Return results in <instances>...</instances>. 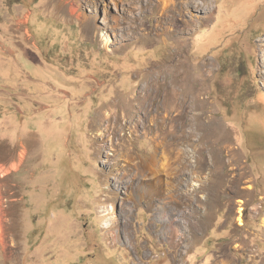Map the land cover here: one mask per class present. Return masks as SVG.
<instances>
[{
	"label": "rangeland",
	"instance_id": "374dc122",
	"mask_svg": "<svg viewBox=\"0 0 264 264\" xmlns=\"http://www.w3.org/2000/svg\"><path fill=\"white\" fill-rule=\"evenodd\" d=\"M106 1L0 0V264H264V0Z\"/></svg>",
	"mask_w": 264,
	"mask_h": 264
},
{
	"label": "bare ground",
	"instance_id": "6f19581e",
	"mask_svg": "<svg viewBox=\"0 0 264 264\" xmlns=\"http://www.w3.org/2000/svg\"><path fill=\"white\" fill-rule=\"evenodd\" d=\"M69 2H70V0H69ZM112 2H114V4H115V6L116 7H118L119 8V10L120 11H126V8L122 5V0H112ZM158 2L159 3H162L161 5H159L160 7H161V10H163L164 12H166V11H170L171 10V8L172 7H174V4L173 3H171L169 0H158ZM73 3V2H72ZM74 3L76 4V5H79L80 4V0L79 1H75L74 0ZM73 3V4H74ZM86 5L89 7V8H93V11H99V12H101V10H104V22H108V19H110V13H109V9H110V6H109V3L106 1V0H86ZM75 5V6H76ZM214 5V2H212V3H210L209 4V7L210 6H213ZM72 6V5H71ZM65 8V7H64ZM70 8V7H69ZM174 11V10H173ZM69 12H71V14L72 13H76V15H77V9L74 7V6H72V8H70V11ZM95 16V15H94ZM92 17V16H91ZM176 16L175 15H173L172 17H170L168 20H169V23H171V26L172 25H176V18H175ZM92 18H94V17H92ZM95 19V18H94ZM87 23L90 21V18L88 19V18H86V19H84ZM113 20L117 23L118 21H119V19L116 17V16H114V18H113ZM26 21V20H25ZM96 21V20H95ZM121 21V20H120ZM28 22V21H27ZM109 23V22H108ZM119 24H121V23H119ZM170 25V24H169ZM141 26L143 27V22H141ZM131 27V26H130ZM140 27H134V29L135 30H138ZM87 29V28H86ZM167 30V29H166ZM164 32V31H163ZM168 32H164L163 34H167ZM144 35V34H143ZM111 50V49H110ZM182 65V62L181 61H179V62H177L175 65H172V66H168V67H165L166 69H168V70H177V67L179 68L180 66ZM166 69L165 70H162V69H160V71L158 72V73H156V78H159L160 76H162L161 75V73H163L164 71H166ZM184 69V68H183ZM167 70V71H168ZM187 72V71H186ZM184 74V73H183ZM187 75V74H186ZM163 77V79H164V81L166 80V78L168 77V76H162ZM180 77H182V76H180ZM187 77V76H186ZM184 79V78H183ZM143 89V88H142ZM195 90V89H194ZM174 93H175V95H178L177 93H176V91H173ZM145 93H147V95H141L142 97H148L149 96V99L150 98H154L155 97V94H156V92L155 91H153V92H147V91H145ZM141 94V93H140ZM138 95V94H137ZM140 95H138V96H135V97H133V101H138L139 102V105H137V106H139L141 109H143V110H145V112H146V114L147 115H153L152 113H150V111H148V107H145V104L144 103H142V102H140L141 100H142V97H141ZM179 96V95H178ZM181 98H182V96H181ZM180 99V98H179ZM185 99V98H184ZM146 100H148V98H146ZM151 100V99H150ZM182 100H183V98H182ZM147 105V104H146ZM164 109V108H163ZM154 111V110H153ZM166 111V109L165 110H156L155 112H156V115L159 117L160 115H162L164 112ZM104 116V115H103ZM119 119V118H118ZM107 120V122H108V125L104 128V129H101V127H100V125L103 123V122H105ZM96 127L98 128V129H100V133H98L97 134V138H102L101 139V141L102 142H105L106 144H104V146H108V147H110L109 149H110V151L111 152H113V153H108V158L109 159H111V157H113V161H112V163H111V167L113 168V170H109L111 173L112 172H116V173H118L121 169H123V165L121 164V162H127V160H128V156H129V152H126V153H124V152H120V150L118 149V146L119 145H121V143H122V141H123V139L126 137V135H124V134H121V132H119V139H118V142L116 143V142H114V139H112V138H108L107 140H106V137L110 134V131H111V129H113V130H116L117 128H118V124L117 123H115V121H114V111H110L109 113H107V114H105V116H104V118H103V120L101 121V120H99V122L96 124ZM105 138V139H104ZM159 144V143H158ZM160 145V144H159ZM100 146V148H101V152H102V150H103V147L104 146H102L101 144L99 145ZM100 152V153H101ZM158 152V151H157ZM99 153V154H100ZM116 155H115V154ZM154 155V154H153ZM159 155V154H158ZM22 157H23V154H20V158H21V160H22ZM131 159V158H130ZM134 159V158H133ZM20 160V161H21ZM132 160V159H131ZM135 160V159H134ZM160 164H162V163H160ZM18 163L17 162H13L10 166H9V168L10 169H7V171H11V170H17L18 169ZM135 165V164H134ZM156 165H157V159H156V157H155V155L152 157V161H151V163H150V165H149V169H150V178H143V175H142V177L140 178V175L142 174V172L140 171V169L137 171L138 173H135V175L134 176H130L129 174H127V172H124V176L122 177V176H120V177H118V178H116V183H117V185H116V189L114 190H110V195L111 196H106V199H105V202H109V201H112V199L110 198V197H117V193H115V191L117 192V191H121V189L123 188V187H125V191H126V193H127V197L126 198H128V199H132L134 202H137L138 201V198L139 199H145V198H147V197H155V198H157V197H159V196H161L162 195V193H163V187H164V183H163V181H162V178H160V172H161V169L160 170H158L157 169V167H156ZM109 166V165H108ZM136 167V166H135ZM146 170V169H145ZM149 171V170H148ZM147 171V172H148ZM163 171V170H162ZM4 172H6L5 171V169L4 170H2V173H4ZM145 172V171H144ZM140 173V174H139ZM122 174V173H121ZM162 174V173H161ZM108 175V174H107ZM116 175V174H115ZM145 176V175H144ZM106 177V176H105ZM125 177H129L130 179L128 180V181H124V180H122V178H125ZM148 177V176H147ZM137 178H139V179H137ZM107 179V178H106ZM148 179H151V180H153L154 179V181H155V183H154V187L152 188V189H150V190H147L146 188H145V186H148L149 185V183L147 184V181H148ZM141 181H143L142 183H141ZM136 182V183H135ZM150 182V181H149ZM126 183V185H124ZM144 183H146V184H144ZM120 186H121V189H119L120 188ZM130 191H132V192H130ZM150 203V202H149ZM125 205V204H124ZM123 205V206H124ZM158 208V207H157ZM112 209H115V203H112ZM151 209V208H150ZM118 219L116 218V216L114 217V218H112L111 219V222H107V229L108 230H113V233L112 234H115L116 236H115V238L118 236V234H117V223H116V221H117ZM0 238H1V236H0Z\"/></svg>",
	"mask_w": 264,
	"mask_h": 264
}]
</instances>
